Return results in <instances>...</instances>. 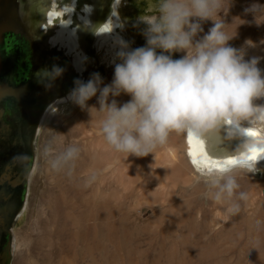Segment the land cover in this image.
<instances>
[{
	"label": "rangeland",
	"instance_id": "374dc122",
	"mask_svg": "<svg viewBox=\"0 0 264 264\" xmlns=\"http://www.w3.org/2000/svg\"><path fill=\"white\" fill-rule=\"evenodd\" d=\"M235 2L231 0L230 6ZM253 4L264 6V0H240L238 11L244 12L245 27L254 33L255 43L264 47V16L257 24L245 12ZM155 5L156 0H122L119 6L127 36L137 47L145 45L141 32L146 27L137 26V18L154 13ZM227 16L229 12L225 23ZM203 27L209 29L212 22ZM229 44L245 48L248 59L246 43ZM104 55H96L89 76L99 73L101 87L114 77V65ZM256 57L262 58L258 67L264 69V53ZM97 99L88 101L89 107L98 108ZM116 99L122 104L130 97ZM100 118L95 110L91 117L72 102L55 106L45 118L27 205L14 228L11 264H247L246 259L259 264L255 250L246 255L253 221L264 220V167L239 180L240 190L250 199L238 216L229 219L207 195L203 178L187 158L183 137L174 136L168 144L177 156L176 167L160 159L162 149L154 157L125 160L103 141ZM53 138L58 140L50 145L53 154L69 145L80 148L72 180L53 176L41 157L43 146ZM93 170L98 179L85 187L84 179ZM260 235L264 237V232Z\"/></svg>",
	"mask_w": 264,
	"mask_h": 264
},
{
	"label": "clouds",
	"instance_id": "9594fccd",
	"mask_svg": "<svg viewBox=\"0 0 264 264\" xmlns=\"http://www.w3.org/2000/svg\"><path fill=\"white\" fill-rule=\"evenodd\" d=\"M61 3L59 0L60 7ZM226 4L228 13L231 0H156L154 13L137 18V26H146L141 32L145 45L132 48L128 41L115 37L112 82L101 87L99 73L87 82L76 80L68 100L91 117L93 110L100 114L98 129L103 141L125 160L154 157L174 136L199 142L208 160L214 162L201 165L197 172L207 195L230 219L238 216L250 199L247 191L240 190L239 180L261 171L257 165L264 161V134L249 135L264 127V103H258L264 101V69L258 67L261 57L246 60L245 48L229 44L236 34L227 31ZM245 12L260 24L257 21L264 16V6L253 4ZM39 14L47 23L46 13ZM20 15H24L23 3ZM209 21L212 27L205 33L203 25ZM57 24L68 26L57 21L52 27ZM113 29L99 33L96 28L94 32L107 36ZM246 44L253 46L251 41ZM176 53L183 55L175 59ZM62 73L63 69L54 66L51 72L38 75L54 80ZM122 95L130 99L120 104L116 98ZM93 97H98V108L88 105ZM234 140L241 141L235 151L217 150ZM53 141L58 142L49 140L41 157L53 176L72 180L80 148L69 145L53 154ZM97 179L98 173L91 171L84 186ZM261 232L264 220L255 219L246 257L255 250L259 264H264Z\"/></svg>",
	"mask_w": 264,
	"mask_h": 264
},
{
	"label": "water",
	"instance_id": "95a60500",
	"mask_svg": "<svg viewBox=\"0 0 264 264\" xmlns=\"http://www.w3.org/2000/svg\"><path fill=\"white\" fill-rule=\"evenodd\" d=\"M118 3L62 0L60 7L59 0H0V100L13 110L16 139L12 149L24 166L21 178L15 166L5 175L6 183L5 176H0V264H11L13 258L14 228L27 205L43 122L57 103L71 102L68 96L76 80L88 81L102 38L94 29L104 33L115 23ZM39 13H46L47 23ZM57 21L68 26L52 27ZM54 66L63 69L58 78L48 80L38 75L51 72ZM261 134L258 130L249 133ZM240 143L234 140L217 146V150L231 153ZM186 144V155L194 169L214 162L208 160L199 142L186 140ZM257 167H264V161Z\"/></svg>",
	"mask_w": 264,
	"mask_h": 264
},
{
	"label": "bare ground",
	"instance_id": "6f19581e",
	"mask_svg": "<svg viewBox=\"0 0 264 264\" xmlns=\"http://www.w3.org/2000/svg\"><path fill=\"white\" fill-rule=\"evenodd\" d=\"M120 2L121 0H119V3L117 5V14L115 16V23L114 22L111 23V26L106 29V32H108L112 29V27H114L112 34L107 36L102 35V38L99 40L97 44V54L104 52L105 54L104 56L107 57L108 59V64L111 63L112 65H114L113 61H114L115 50L113 48V39L115 37H120L125 41H128L131 47L135 48L134 45L131 43V41H129V39L125 35V28L120 25V16L118 15V8L120 6ZM238 6H240V0H236V2L233 5H231L228 10L229 16H227L228 20L226 23L229 24L230 26L228 27L227 31L229 32L230 35L236 34L235 37L229 42L236 41L240 43H246L247 41H251L253 46H251L249 49L250 55L248 59H250L253 56H260L264 53V47L255 43L253 39L254 33L245 27L247 20L245 19V14L242 10H241L242 14L239 13ZM225 8L227 9V5L225 6ZM207 31H208V27H204V32L207 33ZM258 103H264V101H259ZM61 104L63 103H57L55 106ZM53 111H55V109ZM49 113H51V111ZM258 131L264 134V131H261L260 129H258ZM160 159L167 160L175 167L178 165L177 156L169 145H167L165 148L162 149V153L160 154Z\"/></svg>",
	"mask_w": 264,
	"mask_h": 264
},
{
	"label": "flooded vegetation",
	"instance_id": "af4514ba",
	"mask_svg": "<svg viewBox=\"0 0 264 264\" xmlns=\"http://www.w3.org/2000/svg\"><path fill=\"white\" fill-rule=\"evenodd\" d=\"M118 15L120 16L119 8ZM120 25L125 28V35L127 36L126 27L123 24L121 17ZM133 45L135 48L137 47L135 44ZM15 122L16 121L13 118V110L11 109L10 104L5 100H0V176L9 174L11 168L15 166L17 177L21 178L24 171V166L21 162V156L17 153H14L12 149V143L16 139V136L13 134V131L16 128ZM4 179L6 183V176Z\"/></svg>",
	"mask_w": 264,
	"mask_h": 264
},
{
	"label": "snow or ice",
	"instance_id": "6c2138e0",
	"mask_svg": "<svg viewBox=\"0 0 264 264\" xmlns=\"http://www.w3.org/2000/svg\"><path fill=\"white\" fill-rule=\"evenodd\" d=\"M252 135H255L254 133H252Z\"/></svg>",
	"mask_w": 264,
	"mask_h": 264
}]
</instances>
